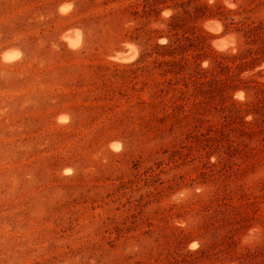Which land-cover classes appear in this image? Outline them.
I'll use <instances>...</instances> for the list:
<instances>
[{"label": "rangeland", "instance_id": "rangeland-1", "mask_svg": "<svg viewBox=\"0 0 264 264\" xmlns=\"http://www.w3.org/2000/svg\"><path fill=\"white\" fill-rule=\"evenodd\" d=\"M174 1L0 0V264H264V0H199L260 30L181 22L203 53L168 87Z\"/></svg>", "mask_w": 264, "mask_h": 264}, {"label": "trees", "instance_id": "trees-1", "mask_svg": "<svg viewBox=\"0 0 264 264\" xmlns=\"http://www.w3.org/2000/svg\"><path fill=\"white\" fill-rule=\"evenodd\" d=\"M192 1L193 0H175L169 5L164 6L165 9H169L171 11V15L166 21V26L168 28L167 33L160 35V37L165 38L167 42L161 46H155V48L162 51V59H155L153 63L155 64V68L162 69L164 74L172 75V78H167L161 82L162 85L164 84L168 87L178 83L179 79L177 76L181 72L180 69L182 68L180 61L186 60V58L183 57L184 54H187L189 51H193L195 56L203 53L202 42H196L197 38H202V35L200 33L197 35H194V33H188V30L183 28L181 22L186 20L194 22L205 17L216 18L220 23H222L224 28L227 27V24L231 26L233 32L237 34L240 37L239 39H241L247 46L254 43V32L256 30H260V28H258L259 26L256 27L246 25L244 27H238L232 17L228 19V23L226 24V15H228L229 12L224 13L221 6L216 7V11H212L210 7L206 6V4L199 3V0H194L196 5L192 7L191 11L189 8ZM201 10L207 11V13L205 14ZM198 11H201V13L198 14ZM258 31L257 33H260ZM263 50L258 49L257 51L262 52ZM175 56H180V60H176L174 58ZM257 111H264V98L258 100L256 104L251 106V109L244 110L246 113ZM241 132L245 135H249L250 133H254L255 130L250 129L248 131Z\"/></svg>", "mask_w": 264, "mask_h": 264}, {"label": "bare ground", "instance_id": "bare-ground-1", "mask_svg": "<svg viewBox=\"0 0 264 264\" xmlns=\"http://www.w3.org/2000/svg\"><path fill=\"white\" fill-rule=\"evenodd\" d=\"M59 8H62V7H59ZM66 13H67V11H66ZM66 13H64V14H66ZM220 26L221 25L215 20L207 21L203 24V27L206 30L211 31V32L219 31ZM78 32L79 31L76 32V31L67 30V32L62 34L61 39L64 41V43L68 49H70V50L79 49L82 39L79 36ZM231 39H232V37L230 36V37H225V38H222L219 40H215V41H213V45H214L213 47L218 51H223L229 46ZM127 47H128V52L126 54H123L122 53L123 51H121L120 53L114 54L115 56L113 57V60L115 62L123 64V63H128L135 58L137 52H136L135 48H133V45L132 46L127 45ZM18 53H19V51L16 52L15 50L3 52L1 54L0 60L4 64H11L15 60H19V59H17V57L19 56ZM262 66H264V63L262 64ZM112 147L115 148L116 146L113 145Z\"/></svg>", "mask_w": 264, "mask_h": 264}, {"label": "clouds", "instance_id": "clouds-1", "mask_svg": "<svg viewBox=\"0 0 264 264\" xmlns=\"http://www.w3.org/2000/svg\"><path fill=\"white\" fill-rule=\"evenodd\" d=\"M170 15H171V13L167 12V11H165L163 13V16L165 18L169 17ZM160 43L164 44L165 41L161 40ZM250 118L251 117H249V119ZM188 195H189V190H184L183 192L178 193L177 195L173 196L172 200H173V202L179 203L180 200H182L183 198L187 197ZM259 232H260V229L258 227H256V226H253V227L249 228L247 230V233L244 236L241 237L240 244L241 245H249V244L253 243V241L256 239V236H257V234Z\"/></svg>", "mask_w": 264, "mask_h": 264}, {"label": "snow or ice", "instance_id": "snow-or-ice-1", "mask_svg": "<svg viewBox=\"0 0 264 264\" xmlns=\"http://www.w3.org/2000/svg\"><path fill=\"white\" fill-rule=\"evenodd\" d=\"M193 247H195V245H193Z\"/></svg>", "mask_w": 264, "mask_h": 264}]
</instances>
